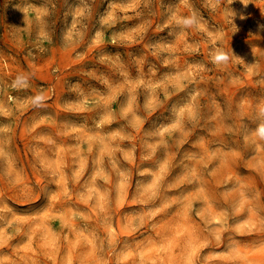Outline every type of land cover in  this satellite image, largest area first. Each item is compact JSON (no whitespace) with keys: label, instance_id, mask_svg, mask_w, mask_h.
<instances>
[{"label":"rangeland","instance_id":"obj_1","mask_svg":"<svg viewBox=\"0 0 264 264\" xmlns=\"http://www.w3.org/2000/svg\"><path fill=\"white\" fill-rule=\"evenodd\" d=\"M245 3L234 25L216 0H0V264H264V0ZM191 11L205 31L174 27Z\"/></svg>","mask_w":264,"mask_h":264},{"label":"clouds","instance_id":"obj_2","mask_svg":"<svg viewBox=\"0 0 264 264\" xmlns=\"http://www.w3.org/2000/svg\"><path fill=\"white\" fill-rule=\"evenodd\" d=\"M217 4L224 3L226 4V10L229 13L231 18V22L233 23L237 13L230 8V5L234 2V0H216ZM240 2L246 7L248 4L245 3V0H240ZM171 17H175L173 19V25L180 32L195 30V31H205V22L203 19L198 16L195 11H191L188 15L176 16L175 12L170 13ZM244 15H240V19H245ZM234 24V23H233ZM235 25V24H234ZM264 28V26H261ZM231 48V47H230ZM233 57H237L234 55L233 50L231 52L225 50L221 46H213L209 53L208 58L211 64L217 67L227 66ZM238 58V57H237ZM13 86L16 88H27L29 86V77L25 75H18L14 82ZM45 100L43 93L36 94L32 98V103L35 107H40ZM257 118L261 121L256 129V134L260 140H264V103H261L257 109Z\"/></svg>","mask_w":264,"mask_h":264}]
</instances>
